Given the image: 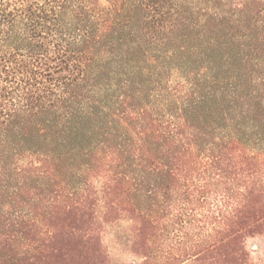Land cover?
Here are the masks:
<instances>
[{
	"label": "trees",
	"instance_id": "16d2710c",
	"mask_svg": "<svg viewBox=\"0 0 264 264\" xmlns=\"http://www.w3.org/2000/svg\"><path fill=\"white\" fill-rule=\"evenodd\" d=\"M254 264L264 0H0V264Z\"/></svg>",
	"mask_w": 264,
	"mask_h": 264
},
{
	"label": "rangeland",
	"instance_id": "374dc122",
	"mask_svg": "<svg viewBox=\"0 0 264 264\" xmlns=\"http://www.w3.org/2000/svg\"><path fill=\"white\" fill-rule=\"evenodd\" d=\"M126 224L117 228L113 227L107 231L106 241L115 260L122 264H135L132 253H129L124 243L119 241L126 240ZM246 247L250 251L254 264H264V235L250 237L246 240Z\"/></svg>",
	"mask_w": 264,
	"mask_h": 264
}]
</instances>
